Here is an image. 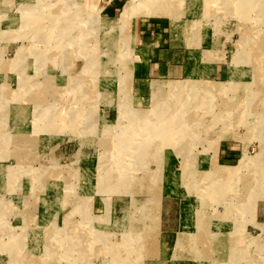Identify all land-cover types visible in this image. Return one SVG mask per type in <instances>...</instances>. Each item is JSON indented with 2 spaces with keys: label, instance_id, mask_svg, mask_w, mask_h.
Listing matches in <instances>:
<instances>
[{
  "label": "rangeland",
  "instance_id": "1",
  "mask_svg": "<svg viewBox=\"0 0 264 264\" xmlns=\"http://www.w3.org/2000/svg\"><path fill=\"white\" fill-rule=\"evenodd\" d=\"M110 2L0 0V264H264V0ZM143 20L222 78L134 97Z\"/></svg>",
  "mask_w": 264,
  "mask_h": 264
},
{
  "label": "crops",
  "instance_id": "2",
  "mask_svg": "<svg viewBox=\"0 0 264 264\" xmlns=\"http://www.w3.org/2000/svg\"><path fill=\"white\" fill-rule=\"evenodd\" d=\"M120 5L121 0H111L108 11L112 18L118 16ZM173 24L174 22L171 23V27H168L163 22L155 20H143L137 24L136 31L142 38L143 45L138 49L139 59L133 68V77L136 80L135 89H133L134 97L136 95L138 99H142L144 95L150 93L152 95L154 81L177 82L186 79L188 72L195 70L199 72L201 78L210 81H213L209 79L210 77L219 79L224 75V67L218 61L221 56L218 57L215 52L205 46L206 37L202 36L199 48L197 47L195 52L199 61H192L189 43L191 34L186 32V29L191 26L181 22L176 24V27ZM205 50L212 52L215 59L206 60ZM235 154V150L228 144L221 146L217 162L220 164L219 161H224V165L230 164L234 161ZM206 158L210 161L209 157ZM167 163L170 164L171 161Z\"/></svg>",
  "mask_w": 264,
  "mask_h": 264
},
{
  "label": "bare ground",
  "instance_id": "3",
  "mask_svg": "<svg viewBox=\"0 0 264 264\" xmlns=\"http://www.w3.org/2000/svg\"><path fill=\"white\" fill-rule=\"evenodd\" d=\"M134 1V0H133ZM165 1V0H164ZM168 1V0H167ZM140 2V1H139ZM134 5V3L132 2H130L127 6H126V8H125V11H124V13H123V18H116L115 19V23L114 24H116V23H118L120 20V22H123L124 21V19L126 18V16L131 12V7ZM67 7V6H66ZM242 8H244L243 6H242ZM246 9H247V5H246ZM171 14V13H170ZM175 17H177V15L175 16ZM126 20V19H125ZM119 22V23H120ZM247 56V55H246ZM192 74V73H191ZM189 79H190V77H189ZM184 82V81H183ZM185 83V82H184ZM179 84V83H178ZM208 84V83H207ZM159 86V85H158ZM160 88L157 90V89H155V91H154V96L156 97L157 95H159L161 92L163 93V92H169V94L170 93H172V94H174V93H178L179 92V89L180 88H178V85H167V86H165V87H163V88H161V86H159ZM202 87V86H201ZM156 88V87H155ZM158 88V87H157ZM215 88V87H214ZM207 91V90H206ZM196 92H201L202 94H203V92H205L203 89H200V88H197V90L195 89V91L193 92V93H196ZM192 93V92H191ZM164 94V93H163ZM153 96V98L156 100V101H159V98H155ZM153 98H152V105H151V109L153 108L154 109V100H153ZM181 99V98H180ZM195 100V99H194ZM156 103V102H155ZM151 112V111H150ZM146 113V112H145ZM153 114V113H152ZM157 114V113H156ZM160 115V114H159ZM154 116V115H153ZM157 117H158V115H156ZM161 116V115H160ZM162 116H163V114H162ZM154 118V117H153ZM156 119V118H155ZM151 121V120H150ZM160 121V120H159ZM152 122V121H151ZM158 123H161V122H158ZM159 126L161 127V125L159 124ZM166 126V125H165ZM153 132V131H152ZM168 138V137H167Z\"/></svg>",
  "mask_w": 264,
  "mask_h": 264
}]
</instances>
